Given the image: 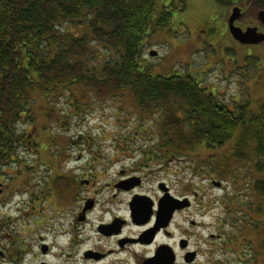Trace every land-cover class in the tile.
<instances>
[{
  "label": "trees",
  "instance_id": "1",
  "mask_svg": "<svg viewBox=\"0 0 264 264\" xmlns=\"http://www.w3.org/2000/svg\"><path fill=\"white\" fill-rule=\"evenodd\" d=\"M157 1L0 0V176L21 163V146L50 147L41 138L51 123L67 126L61 97L80 109L89 97L123 94L139 118L161 116L149 158L166 164L182 157L193 172L248 180L249 200L226 193L224 221L231 225L222 249H232L235 264H264V102L255 111L249 101L230 109L190 72L153 75L144 41L169 25L175 10L157 13ZM175 1L185 8L186 0L171 7ZM239 2L252 6L246 17L264 9V0ZM93 44L107 57L97 56Z\"/></svg>",
  "mask_w": 264,
  "mask_h": 264
},
{
  "label": "rangeland",
  "instance_id": "2",
  "mask_svg": "<svg viewBox=\"0 0 264 264\" xmlns=\"http://www.w3.org/2000/svg\"><path fill=\"white\" fill-rule=\"evenodd\" d=\"M171 2L172 0H158L156 12H161L163 6L170 5ZM203 7L208 10L196 14ZM171 9L175 10L169 25L155 34L148 35L144 41V57L153 68L151 73L169 76L175 72H190L199 79L201 87L207 89V92H213L217 101L226 104L230 109L249 101L255 111L264 102V43L257 46L240 45L228 34H224L221 40L215 37L204 45L208 37L201 29L210 30V20L223 25L225 8L210 0H187L184 9L177 1ZM251 21H254L253 17L247 18L245 25ZM205 22L206 25L200 26ZM69 27L77 30L75 26ZM93 51L100 57L108 55L105 49L96 44H93ZM150 51H155L156 56H150ZM69 103L67 97H61L58 101V111L66 117L67 126L59 128L58 124L51 123L47 126V132L42 133V145L48 140L50 147H39L38 151H35V146H21L17 150V160L21 163H11L6 168L8 175L0 177V182L10 185L5 196L0 195V222L3 224L0 227V248H9L7 236L11 235L16 239V249L23 247L30 252L25 255V264H35L31 256L38 253L39 236L43 237L46 244L50 241L54 245L59 243L58 236H54L55 232L58 233L56 219H50L49 212H45L49 216L46 223H51L52 226L43 224V227L37 230L28 221L25 223L28 226L26 231L22 229L24 213L33 212L34 208V211L43 212V196L49 193L47 184L50 182L53 169L51 162H54L55 156H62L60 161L63 162L58 167L65 170L79 171L80 167L87 166V160L99 161L96 167L102 173L100 177H106L100 182L103 186L121 165L130 166L142 157H152L148 152H153L159 141L158 124L161 116L155 112L139 118L126 95L118 94L104 100L89 97L87 104L82 105L80 109ZM19 129L24 131L25 125L20 124ZM31 131L34 132L33 129ZM205 154L207 155V152ZM66 159L72 161L67 162ZM179 159L164 165L162 160L153 161L152 165L145 169L149 175L145 178L143 189L148 191L156 187L157 183L164 182L175 195L184 191L196 192L201 201H194L193 207L182 214L184 226L192 234L201 233L205 238L206 243L202 241L198 246L201 254H217L215 260L223 264H235L237 259L230 253L232 249H222L225 246V236H222L221 240H211L209 235L218 238V235H223L228 230L231 223L224 221L225 205L228 202L226 193L235 195V199L249 200L250 192L246 190L248 180L242 181L239 178L235 181H221L220 178L209 176L205 171L193 172L182 157ZM25 167H28V171ZM58 167L55 166L56 169ZM20 171H25L27 175L16 179ZM239 173L244 175L243 172ZM211 181L220 182L222 187L213 188ZM35 197V203L31 202V198ZM189 220L201 224V228L191 227ZM49 227L55 228L54 232H51ZM191 242H196L193 236ZM215 244L221 245L222 250L215 251ZM52 250L56 248L53 246Z\"/></svg>",
  "mask_w": 264,
  "mask_h": 264
},
{
  "label": "flooded vegetation",
  "instance_id": "3",
  "mask_svg": "<svg viewBox=\"0 0 264 264\" xmlns=\"http://www.w3.org/2000/svg\"><path fill=\"white\" fill-rule=\"evenodd\" d=\"M210 1L214 3L213 0ZM169 6H165L167 10H171ZM236 7L242 15L235 21V26L242 30L253 27L259 33H264V25L258 21L257 14L256 20L252 16V24L245 25V20L252 18L245 15L248 10L247 14H251V5L243 7L239 0H228V5L222 7L226 10L223 25L210 20L208 24H211V29H201L208 37L204 45L215 37L221 40L224 34L231 37L228 18ZM206 10L208 9L203 7L196 14H202ZM190 13L198 16L191 11ZM206 24L207 22L200 26ZM31 146L37 147L35 151L41 147L36 142ZM61 158V155H57L54 162H51L53 169L47 184L49 193L43 196V212L32 208L33 212L22 215L24 232L28 228L25 225L28 221L37 230L43 224L52 226L51 223H46L48 215L50 219H56L58 226V233L55 232L54 236H58L59 243L54 245L50 241L46 244L43 237L39 236L38 253L31 256L35 264H223L214 259L217 254H201L198 246L202 241L206 243L205 238L201 233L192 234L181 220L182 214L193 207L194 201H201L196 192L184 191L175 195L164 182L157 183L156 187L148 191L143 189L145 178L149 175L145 169L154 161L148 156L135 160L136 163L130 166L121 165L103 186L100 182L106 177H100L102 173L96 167L99 161L87 160V166L80 167L79 171L65 170L58 167L63 162L60 161ZM68 159L67 162L72 161ZM19 173L16 179L27 175L25 171ZM5 174L8 175V172ZM221 187L213 186L217 189ZM9 189V184L0 182L2 197ZM35 199L36 197L31 198V202L35 203ZM171 208L175 209L170 213ZM188 224L201 228V224L193 220H189ZM2 225L0 222V227ZM48 229L54 232L55 228ZM192 236L196 240L194 243L191 242ZM217 237L209 235L211 240L222 239L221 234ZM7 240L9 248H0V264H25V255L30 252L23 247L16 249V239L11 235L7 236ZM53 246L56 250H52ZM213 249L221 251V245L215 244Z\"/></svg>",
  "mask_w": 264,
  "mask_h": 264
},
{
  "label": "water",
  "instance_id": "4",
  "mask_svg": "<svg viewBox=\"0 0 264 264\" xmlns=\"http://www.w3.org/2000/svg\"><path fill=\"white\" fill-rule=\"evenodd\" d=\"M241 15L242 14L240 10L236 7L232 10L228 18V29L231 37L241 45H258L264 42V33H259L256 28L248 27L245 30H242L240 27L234 25L235 21L238 20ZM257 19L264 25V11H259L257 13ZM149 55L154 57L156 56V52L150 51ZM212 185L215 187H220L221 183L213 181ZM174 209L171 208L170 213Z\"/></svg>",
  "mask_w": 264,
  "mask_h": 264
}]
</instances>
